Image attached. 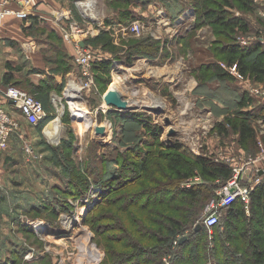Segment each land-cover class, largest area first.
<instances>
[{"label": "rangeland", "instance_id": "1", "mask_svg": "<svg viewBox=\"0 0 264 264\" xmlns=\"http://www.w3.org/2000/svg\"><path fill=\"white\" fill-rule=\"evenodd\" d=\"M59 2L62 7L54 9L53 15L61 34L47 37L53 42L47 61L49 72L65 75L60 81L64 91L59 85L52 93L43 123L25 133L22 129L21 135L13 134L7 149L0 152V260L6 254L20 258L17 264H121L136 252V246H144L148 254L150 246L159 244L155 241L159 233L177 238L172 249L162 255V262L183 264L184 260L190 264L189 256L178 253L182 243L178 237L183 234L187 239L193 227L203 223L205 209L216 192L207 188L211 181L197 174L199 182L207 184L201 198L192 202L183 194H175L181 179L169 161L180 157L193 162L201 155L214 162L241 159L247 164L246 170L254 163L263 166L264 122L259 118L253 121L259 144L246 149L228 118H242L235 101L246 92L244 86L254 90L258 99L264 97V86L228 67L225 50L220 48L231 38L218 25L202 21L201 9L216 8L220 0H202L201 4L199 0ZM252 3L247 10L239 6L228 9L252 26L249 34H238L235 40L239 45L243 37L256 40L258 29L261 32L264 25V0ZM64 29L78 31L80 41L96 55V62L111 59L110 69L93 67L91 78L84 75L76 48L65 39ZM33 31L46 35L44 30ZM262 35L264 40V32ZM65 52L71 57H65ZM213 61L236 80L211 75L208 65ZM68 64L72 68L66 76ZM70 80L81 88L82 110L90 115L91 123L72 107ZM112 87L128 104L126 109L106 104L105 94ZM156 99L159 104L155 105ZM220 124L225 132H221ZM49 125L53 128L49 133L57 134L56 140L45 134ZM99 127L103 129L97 130ZM153 127L160 133L153 134ZM70 177L84 179L85 185L71 184ZM108 179L112 187L119 185V191L89 206L101 199L103 183ZM70 187L79 190L71 194L62 191ZM219 187L220 182L215 186L217 191ZM158 190L163 195H156ZM149 192L155 194L141 201V206L139 194ZM122 193L133 196L119 198ZM54 204L59 207L52 211ZM169 216L182 222L179 232L169 233ZM187 218L191 219L185 223ZM84 229L88 231L85 235ZM207 241L216 247V239L210 243L207 236L198 241L194 237L186 242L190 245L182 253L192 249L190 252L199 258L197 264H217L214 258L207 259ZM239 241L232 255L236 264H240L238 256L246 254L244 242ZM23 247L21 258L16 250ZM233 259L230 264H235Z\"/></svg>", "mask_w": 264, "mask_h": 264}, {"label": "trees", "instance_id": "2", "mask_svg": "<svg viewBox=\"0 0 264 264\" xmlns=\"http://www.w3.org/2000/svg\"><path fill=\"white\" fill-rule=\"evenodd\" d=\"M202 0H199V4H201ZM238 3V4H237ZM252 0H220L219 6L216 8H202L200 17H203L204 19L202 21L204 22H210L218 25L224 35H227L231 38L230 43L226 44L224 48H220L221 51L225 50L224 60L226 61L228 67L232 68L233 66H236L237 72L242 75L244 79L250 80L251 82H259L264 84V45H262L260 41V37L263 36L262 33L264 31V25L261 24V32L257 31L256 40L253 39V41L244 45H239L238 42H236L235 39H237L238 34L245 35L249 34L252 31V26L250 25L248 20L241 19L238 16H234L232 14V11H228V9H233L236 6H239L240 8L244 9H250L252 6ZM209 20H206L208 19ZM259 23H262L261 21ZM50 35H56L60 36L59 34H55L54 32H51ZM62 37V36H61ZM259 39V40H257ZM58 48V46L56 45ZM111 50L114 49L113 47H109ZM254 55V56H253ZM71 57L70 55H67L65 52V57ZM66 59V58H65ZM53 61L56 60L53 59ZM111 59H103L101 61H95L93 64V67L96 69H99L101 71H108L111 67ZM70 63V62H69ZM211 75H214L216 78H222V79H228L231 81L236 80V76L232 75L227 69L219 66L216 64V62L209 63ZM203 66V64H201ZM69 69H67L66 72L70 71V68H72L71 64H68ZM56 69V68H55ZM201 69V68H200ZM11 76V75H9ZM7 82H10L9 77L7 76ZM14 84L17 86H20L18 83H7L5 85ZM246 92H244L240 98H238L235 101V104L240 108L242 118L240 119H232L228 118V121L233 123L235 132L239 135V142L240 145L246 149L249 148H256L259 144V137L257 133V128L255 124L253 123L254 120H257L258 118H262L264 120V103H259V100L255 97H252L251 91L246 88ZM250 94H249V93ZM33 93V92H31ZM37 98L38 96L33 93ZM39 99V98H38ZM40 100V99H39ZM258 100V101H257ZM43 102V101H42ZM44 104V103H43ZM45 106V105H44ZM46 120V118H45ZM44 120V121H45ZM43 121V122H44ZM41 122V123H43ZM40 123V124H41ZM39 125V124H38ZM221 125V132H225V128ZM151 132L153 134H156L157 132L160 133L159 128H151ZM223 130V131H222ZM264 137V135L262 136ZM264 140V138H263ZM259 148V147H258ZM257 148V149H258ZM186 150V153H190L189 150ZM258 152V151H257ZM256 153V152H255ZM133 164V162H132ZM170 167L172 169L176 170L177 178L181 179L180 185L176 188L175 194H183L184 197L189 199L190 201L198 200L202 197L203 191L205 190V186L207 184L205 183H197L194 185H182V182L185 183L189 178L192 176H195L199 174L203 179L211 181L210 186L207 188H211L210 192H215L216 187H218L217 180L219 179L221 182L227 181L231 175H232V169L222 163L214 162L211 160L205 159L203 156L198 155L196 156V159H194L193 162L191 161H183L182 158H172V161H169ZM131 169V164L127 166ZM129 169V170H130ZM112 178H116V176H113ZM109 179L106 180L103 183L104 191L101 193V199L94 201L91 205L94 207L95 205L101 203V201L108 199V196H112L113 192L119 191L120 187L117 185L116 187H112L111 183H109ZM219 181V182H220ZM69 182L72 183H78L79 187L81 185H85V180L82 178H69ZM205 184V185H204ZM79 187L77 190H79ZM206 188V189H207ZM81 189V188H80ZM82 188L81 190H83ZM75 189L65 188L62 190L64 193H72L73 191H76ZM208 190V189H207ZM163 191H156V195H159ZM149 194L143 193L139 194L140 205L142 204L141 201H144L148 196L151 198L155 194ZM163 195V194H161ZM133 196V194L129 193H122L120 194L119 198L124 197V199L128 198L130 199ZM107 197V198H106ZM105 198V199H104ZM134 200V199H133ZM132 201V200H131ZM135 201V200H134ZM90 205V206H91ZM142 206V205H141ZM226 207L220 208L221 216L219 218V221L214 224L210 229L202 223L200 227L196 229L198 225H195L190 232V235H192V238H190V235H188V238L183 240V242L179 245L178 253L183 254V257L187 258L189 256L190 264H197V261L199 258H196V255H193V252L190 251L182 253V249L189 247L190 244H186L187 241L191 242L193 241L194 237L197 239H205L207 236V239L210 240L212 243L214 239L217 241V245L215 248H212L209 246V242L207 241L205 246V253L207 254V259L214 258V261H217V264L221 263H227L233 259L232 255L236 250L238 249V244L241 243L239 240H242L244 242V245L242 249L245 250V255L238 256L240 264H264V180L260 184L256 186V188L252 191L251 195V202H250V213L248 214L246 211L245 203L237 199L230 203L229 205H225ZM59 204H54L52 211L58 210ZM90 207L88 211L92 208ZM38 208V207H35ZM184 217V216H182ZM186 217H189L186 215ZM169 219L172 220L171 223L168 224L169 233H176V231L179 232V229L182 228V222L177 219L174 216H169ZM191 218H187L185 220V223L188 222V220ZM242 225V226H241ZM25 228L33 230V227L25 226ZM210 235L212 238H210ZM185 237V235L181 234V236L178 237V240L180 241L181 238ZM155 238H157L155 241L156 244L153 247H149L151 251L148 254H145L144 252V246H136L135 247V253L132 256H127L124 258V260L121 262V264L129 263V264H141V262L146 264H165L162 262V255L165 254L166 251H169L172 249L173 242L177 238H170V237H164L157 233L155 235ZM160 239V240H159ZM219 246V247H218ZM153 250V251H152ZM235 250V251H234ZM18 251V256L21 258H24V252L25 247L20 248ZM243 256L245 257V260L243 259ZM13 256H7V262L5 264H17L20 258H12ZM237 257V256H236ZM179 258V257H178ZM177 258V260H178ZM138 259V260H137ZM141 259V261L139 260ZM207 259H203L206 260ZM217 259V260H215ZM230 259V260H229ZM159 260V261H158ZM140 261V262H139ZM234 263L236 262L233 259ZM178 261H172V264H177ZM184 264V260L181 262ZM4 264V263H0ZM200 264V263H198ZM236 264V263H235Z\"/></svg>", "mask_w": 264, "mask_h": 264}, {"label": "built area", "instance_id": "3", "mask_svg": "<svg viewBox=\"0 0 264 264\" xmlns=\"http://www.w3.org/2000/svg\"><path fill=\"white\" fill-rule=\"evenodd\" d=\"M36 5L37 0H0V20L2 21L8 16L27 19L33 13ZM77 32L64 29V37L75 46L77 61L80 64V68H82L83 74L91 78L96 55L85 44H81L82 41H80ZM241 41L243 45H247L250 42L245 37L241 38ZM232 71L242 77L237 72L236 66L232 67ZM251 92L256 93L254 90H251ZM10 103L18 108L31 124L38 125L47 117L43 102L33 93L14 84L2 85L0 83V152L7 149L12 135L20 128L19 120L8 106ZM260 120L264 122V120ZM45 134H47V131H45ZM47 135L51 138L49 134ZM223 161L232 169V175L227 181L220 184L217 197L205 209L203 223L210 229V232L212 226L219 221L221 216L220 208L222 206L229 205L233 201L240 199L245 203L246 211H250L252 191L262 182V173L264 172V165L262 166L258 163H254L246 170L245 165L247 166V164L241 159L224 158ZM199 179V175H196L195 179L189 178L185 183L189 186L191 183H197Z\"/></svg>", "mask_w": 264, "mask_h": 264}, {"label": "crops", "instance_id": "4", "mask_svg": "<svg viewBox=\"0 0 264 264\" xmlns=\"http://www.w3.org/2000/svg\"><path fill=\"white\" fill-rule=\"evenodd\" d=\"M57 7H62L59 0H37L33 13L27 19L8 16L6 19L0 20V83L5 85L16 82L27 90L31 89V92L35 93L43 101L44 105L49 104L52 93L57 92L56 89L59 88V85L64 91V82L60 81L62 78L66 79L65 75L63 77L60 72L55 71V74L49 72V60L47 59L49 57L48 52L53 47V42L47 37L52 34L51 32L57 35L61 34V26L54 22L57 18L53 15V10L57 9ZM34 29L42 32L44 30L46 35L34 33ZM260 39H262V36ZM70 72L68 71L66 76ZM7 76L10 82H7ZM256 83L264 86L263 83ZM244 87L247 90V87ZM245 90H242V92ZM250 95L257 98L256 93L251 92ZM258 100L259 103H264V97ZM8 106L20 122V128L15 133L19 132L20 134L18 133V135H21L22 129L25 133V130L29 129V127L38 126L29 123L13 104L10 103ZM217 160L219 163L227 165L223 160ZM262 180H264V172L262 173ZM219 181L218 179L217 182ZM197 183L200 182L198 181ZM215 192L216 196L214 198L217 197V190ZM250 211L247 213L249 214ZM7 256L4 254L0 263H8Z\"/></svg>", "mask_w": 264, "mask_h": 264}, {"label": "bare ground", "instance_id": "5", "mask_svg": "<svg viewBox=\"0 0 264 264\" xmlns=\"http://www.w3.org/2000/svg\"><path fill=\"white\" fill-rule=\"evenodd\" d=\"M70 87H73V89L71 88V95H70V100H71V103H72V107L74 108V110L76 112H81L80 113V116H82L88 123H91L92 122V119L90 117V115H87L84 110H82V106H83V98H82V93H81V88L79 87V85L74 81V80H70ZM113 88V87H112ZM115 89V88H114ZM130 102V101H129ZM151 102V101H150ZM153 103L156 105V104H159V100H154ZM127 104V103H126ZM130 104H132V102H130ZM134 104V103H133ZM128 105V104H127ZM62 111V109L60 110V112ZM59 112V111H58ZM77 115V114H75ZM53 124V123H52ZM56 124H58V122L56 121ZM91 125V124H90ZM52 125H49L48 127L45 128V131H47V134H49L54 140H56V132H51L49 133L53 128H51ZM57 126V125H56ZM48 128V129H47ZM58 128V127H57ZM54 127V130L57 129ZM49 130V131H48ZM84 231V232H83ZM82 232L85 234L88 233L87 230H83ZM83 237V236H82ZM85 239V238H84Z\"/></svg>", "mask_w": 264, "mask_h": 264}, {"label": "water", "instance_id": "6", "mask_svg": "<svg viewBox=\"0 0 264 264\" xmlns=\"http://www.w3.org/2000/svg\"><path fill=\"white\" fill-rule=\"evenodd\" d=\"M82 45H84V42H81ZM105 102L107 105H114L120 109H126L127 108V104L126 102L123 100L122 95L114 88H110L106 94H105ZM103 129L102 127H99L97 130H101ZM201 225H198L196 227V229L198 227H200ZM186 239V237L181 238V242H183V240Z\"/></svg>", "mask_w": 264, "mask_h": 264}]
</instances>
